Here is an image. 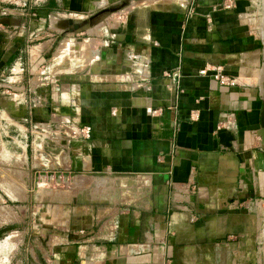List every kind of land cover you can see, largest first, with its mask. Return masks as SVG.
Instances as JSON below:
<instances>
[{
    "label": "crops",
    "instance_id": "crops-1",
    "mask_svg": "<svg viewBox=\"0 0 264 264\" xmlns=\"http://www.w3.org/2000/svg\"><path fill=\"white\" fill-rule=\"evenodd\" d=\"M256 2L0 0L3 62L23 65L22 76L45 65L62 33L79 30L64 18L116 8L114 24L91 37L99 69L52 84L47 110L35 108L60 143L25 156L18 181L1 179L0 228L17 219L5 190L30 187L44 264H264L245 207L264 195ZM218 68L234 84L215 78ZM79 176L91 190L80 206Z\"/></svg>",
    "mask_w": 264,
    "mask_h": 264
},
{
    "label": "rangeland",
    "instance_id": "rangeland-1",
    "mask_svg": "<svg viewBox=\"0 0 264 264\" xmlns=\"http://www.w3.org/2000/svg\"><path fill=\"white\" fill-rule=\"evenodd\" d=\"M256 1L254 17L256 22L264 26V0ZM106 9L91 17L73 14L67 19L68 22H65L66 18H64L63 23L75 24L79 30L62 33L53 49L48 52L49 54L47 53L45 65L41 68L37 66L25 76L21 73L23 65L21 67L14 62H3L2 55L6 45L5 43L0 45V185L3 177L6 181L9 179L18 181V178H21L19 170H23L22 165L25 161L28 162L25 156L32 158L34 152H37L43 143L46 141L60 143L62 135L59 131H55L56 127L36 123L35 108L37 113L38 111L40 113L41 106L44 109L43 113L47 110L45 104L48 100V88L52 84L75 82L99 69L101 63L95 50L97 46L92 45L94 40H91V37L93 33L104 29L106 22L114 24L109 17L112 11ZM89 20L93 25L100 23V26L90 29L87 23ZM84 43H88L90 50L86 54H83V50L88 47ZM41 172L38 171L35 176L41 177ZM82 178L83 176L75 177V183H81ZM61 181L58 179V183ZM81 184L84 186L75 190L77 192L75 202L79 206L84 205L91 191L87 188V179L83 178ZM5 191L11 196L8 199L6 195L5 204L13 208L12 211L15 216L17 215V219L16 222L0 228V264H44L38 244L33 241L34 236L30 233L33 229L32 225L35 222L38 225L40 223L37 219L38 208L33 204L28 205L33 191L30 187L26 190L6 189ZM2 192L0 188V193ZM22 194L27 197L26 201L19 199ZM258 196L262 200L250 207L255 216L261 254L264 257V195ZM258 196L255 195V198Z\"/></svg>",
    "mask_w": 264,
    "mask_h": 264
},
{
    "label": "built area",
    "instance_id": "built-area-1",
    "mask_svg": "<svg viewBox=\"0 0 264 264\" xmlns=\"http://www.w3.org/2000/svg\"><path fill=\"white\" fill-rule=\"evenodd\" d=\"M214 75H215V78L219 79L222 83L234 84V80L229 75L225 74L220 68L216 70V73ZM259 200H262V198H259V196L255 198V195H254L250 198L249 203L245 207L251 210L250 205L258 204ZM260 244L261 242L258 240V249L261 251Z\"/></svg>",
    "mask_w": 264,
    "mask_h": 264
},
{
    "label": "water",
    "instance_id": "water-1",
    "mask_svg": "<svg viewBox=\"0 0 264 264\" xmlns=\"http://www.w3.org/2000/svg\"><path fill=\"white\" fill-rule=\"evenodd\" d=\"M115 7L113 8H108V9H106V10H108V11H115ZM262 126L264 127V111H263V123H262ZM262 137H263V135H262ZM263 139H264V137H263Z\"/></svg>",
    "mask_w": 264,
    "mask_h": 264
},
{
    "label": "flooded vegetation",
    "instance_id": "flooded-vegetation-1",
    "mask_svg": "<svg viewBox=\"0 0 264 264\" xmlns=\"http://www.w3.org/2000/svg\"><path fill=\"white\" fill-rule=\"evenodd\" d=\"M262 135H263V137H264V127H263V131H262Z\"/></svg>",
    "mask_w": 264,
    "mask_h": 264
},
{
    "label": "bare ground",
    "instance_id": "bare-ground-1",
    "mask_svg": "<svg viewBox=\"0 0 264 264\" xmlns=\"http://www.w3.org/2000/svg\"><path fill=\"white\" fill-rule=\"evenodd\" d=\"M9 239V238H8Z\"/></svg>",
    "mask_w": 264,
    "mask_h": 264
}]
</instances>
